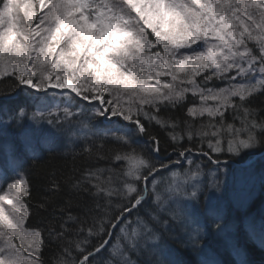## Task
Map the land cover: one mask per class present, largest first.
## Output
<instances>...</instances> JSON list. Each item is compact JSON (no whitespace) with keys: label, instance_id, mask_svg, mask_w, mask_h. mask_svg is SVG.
Masks as SVG:
<instances>
[{"label":"snow or ice","instance_id":"6c2138e0","mask_svg":"<svg viewBox=\"0 0 264 264\" xmlns=\"http://www.w3.org/2000/svg\"><path fill=\"white\" fill-rule=\"evenodd\" d=\"M4 77L13 81L9 96L47 101L12 113L17 125L27 122L22 144L32 159L46 138L77 141L85 160L108 165L69 177L75 199L46 228H30L23 161L15 148L5 153L0 264H178L170 239L198 252L199 264H218L204 242L209 229L247 264L223 208L210 206L202 224L193 206L201 195L219 198L234 158L264 148V109L252 106L264 94V0H0ZM170 107H186L190 119H166L160 113ZM153 124L174 159L159 158ZM108 143L115 148L106 151ZM198 156L216 167L206 173ZM45 231L58 248L49 261ZM249 235L264 246V222Z\"/></svg>","mask_w":264,"mask_h":264},{"label":"trees","instance_id":"16d2710c","mask_svg":"<svg viewBox=\"0 0 264 264\" xmlns=\"http://www.w3.org/2000/svg\"><path fill=\"white\" fill-rule=\"evenodd\" d=\"M216 86L221 87L223 84L219 81H214ZM13 81L11 77L0 79V98L9 96ZM193 101L191 94H188L185 104L188 105ZM45 102V101H44ZM198 102V101H197ZM7 105H4V104ZM40 102L35 101L23 93L15 100L6 98L0 101V162L3 161V156L7 151L15 148L22 158L23 167L22 174L30 186L31 195L26 197L27 206L30 209V216L27 218V225L30 228L42 227L46 228L49 220L52 218L54 210L63 207L66 202L72 198L75 199L74 194L70 191L67 182L69 177H78L80 171L89 166L106 167L108 161H87L80 154L79 142L73 141H51L42 138L38 145L39 154L37 159L31 158V153H26L23 150V136L22 133L27 129L28 125L25 121L23 126L17 125L12 120V113L19 107H23L26 111L31 113ZM4 105V106H2ZM2 106V107H1ZM252 106L258 109H264V94H257L252 101ZM185 108H168L163 110L160 114L166 119L174 117L181 120L190 119L185 117ZM147 121L145 124L147 125ZM152 135H155L160 140V153L159 158L167 161L171 155L173 159L175 155L172 153L170 141L168 140L167 133L156 125L150 127ZM10 138L9 141L7 138ZM141 142L147 144V138H141ZM9 143V144H7ZM185 145L188 144L187 137L184 139ZM10 150H7L8 147ZM207 150V145H204ZM108 148H115L114 143L105 145V150ZM264 151V148H258L251 153H246L239 158L233 159V164L228 165L222 173L223 178L226 180V186L222 194H217L219 198L214 197L211 201L206 200L204 195H201L198 203H194V214L200 218L202 224L210 221L209 215L210 206H220L224 210L225 224L229 226L228 236L231 242H234L242 249L243 259L247 264H264V246H261L257 239H252L249 235L251 227H254L259 234L262 222H264V156L260 157L253 164L247 168H240V164H244L253 159ZM156 155V153H153ZM228 157L222 156L221 159ZM202 162L204 171L207 173L213 170L216 166L212 165L207 159L196 157ZM4 163V162H3ZM2 171L5 172L4 164L0 166ZM177 168L178 166H173ZM182 172V170H180ZM166 175H169L165 171ZM241 175V178L252 179L251 181L243 182L237 190H250L252 196L246 204L239 206L230 200L229 190H233L236 179ZM179 178V177H178ZM53 182L60 184V190L53 192L51 185ZM46 203V209L40 208L41 203ZM72 211H78L73 207ZM251 226V227H250ZM179 239L187 240V236L181 229H177ZM44 236L47 240V232ZM205 244L208 251L214 255L218 264H238L239 258L232 251L229 241L224 237H218L211 229L208 230L205 238ZM169 247L172 251L173 257L178 264H199L200 255L198 252L186 247L183 243L176 240H169ZM58 251L56 242L54 240H47L43 249V258L45 261L51 260L55 253ZM135 258V257H134Z\"/></svg>","mask_w":264,"mask_h":264},{"label":"rangeland","instance_id":"374dc122","mask_svg":"<svg viewBox=\"0 0 264 264\" xmlns=\"http://www.w3.org/2000/svg\"><path fill=\"white\" fill-rule=\"evenodd\" d=\"M45 11H46V9H45ZM38 15L40 14L39 13V10H38V13H37ZM34 24L36 23V21L34 20V22H33ZM4 78H7V77H4ZM0 79H3V78H0ZM22 94V93H21ZM19 95L20 94H18V95H12V96H5L4 98H0V101H4L6 98H10V100H15V99H17V97H19ZM47 103V101H41V103L40 104H38L34 109H37V108H40V107H42V105H44V104H46ZM4 105H7L6 103L4 104ZM4 105H2V106H4ZM1 106V107H2ZM9 137L7 138V140L9 141ZM7 144H9V143H7ZM8 147V146H7ZM7 150H10V148L8 147V148H6ZM8 152V151H7ZM3 161H1L0 162V166H3ZM244 168H247V167H244ZM5 172L4 171H2V168L0 167V174H4ZM7 175H8V178L9 179H11V173H7ZM252 179H250V178H247V179H243V178H241V175L236 179V181H235V186L233 187V190H229L231 193L229 194V198H230V200L231 201H233L234 203H236V205L238 204L239 206H241V205H244V204H246V202L250 199V197L252 196V191L250 192V190H237L238 188H239V186L243 183V182H245V181H251ZM4 187L6 188V185H4ZM0 194H2V192H0ZM6 209H7V205H5L4 206ZM17 244H19V241H18V239L15 241ZM0 243H2V240H0ZM25 255H26V253H25Z\"/></svg>","mask_w":264,"mask_h":264},{"label":"water","instance_id":"95a60500","mask_svg":"<svg viewBox=\"0 0 264 264\" xmlns=\"http://www.w3.org/2000/svg\"><path fill=\"white\" fill-rule=\"evenodd\" d=\"M262 156H264V151L261 152L259 155H256L255 157H253L252 160H250V161H248V162H246V163H244V164L239 165V167H240V168L248 167V166H250L251 164H253L256 160H258V159H259L260 157H262ZM201 158L207 159V157H201ZM207 160H208V159H207ZM208 161H209V160H208ZM210 162H211V161H210ZM229 165H235V164L230 163Z\"/></svg>","mask_w":264,"mask_h":264},{"label":"bare ground","instance_id":"6f19581e","mask_svg":"<svg viewBox=\"0 0 264 264\" xmlns=\"http://www.w3.org/2000/svg\"><path fill=\"white\" fill-rule=\"evenodd\" d=\"M241 165V164H240Z\"/></svg>","mask_w":264,"mask_h":264}]
</instances>
